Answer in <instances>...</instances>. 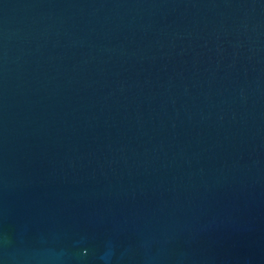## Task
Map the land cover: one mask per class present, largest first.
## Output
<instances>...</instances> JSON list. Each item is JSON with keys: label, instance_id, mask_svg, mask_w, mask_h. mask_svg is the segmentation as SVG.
<instances>
[{"label": "water", "instance_id": "water-1", "mask_svg": "<svg viewBox=\"0 0 264 264\" xmlns=\"http://www.w3.org/2000/svg\"><path fill=\"white\" fill-rule=\"evenodd\" d=\"M0 264H264V0H0Z\"/></svg>", "mask_w": 264, "mask_h": 264}]
</instances>
